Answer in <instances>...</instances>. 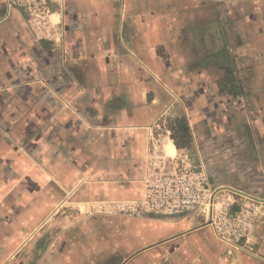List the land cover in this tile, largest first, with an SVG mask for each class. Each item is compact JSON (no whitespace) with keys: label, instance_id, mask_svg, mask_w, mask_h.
<instances>
[{"label":"crops","instance_id":"crops-1","mask_svg":"<svg viewBox=\"0 0 264 264\" xmlns=\"http://www.w3.org/2000/svg\"><path fill=\"white\" fill-rule=\"evenodd\" d=\"M55 11L59 43L0 0V264H264V219L230 244L198 213L108 208L144 197L159 132L222 192L264 204V0Z\"/></svg>","mask_w":264,"mask_h":264},{"label":"built area","instance_id":"built-area-1","mask_svg":"<svg viewBox=\"0 0 264 264\" xmlns=\"http://www.w3.org/2000/svg\"><path fill=\"white\" fill-rule=\"evenodd\" d=\"M23 8L33 31L43 39L59 43L64 37L61 21H55V6L64 0H6ZM166 136L161 132L152 137L146 158L145 195L140 200L117 202L110 212L134 216L202 215L215 234L224 242L240 244L251 239L264 219L262 200L233 189L211 183L207 172L197 168L165 149Z\"/></svg>","mask_w":264,"mask_h":264},{"label":"rangeland","instance_id":"rangeland-1","mask_svg":"<svg viewBox=\"0 0 264 264\" xmlns=\"http://www.w3.org/2000/svg\"><path fill=\"white\" fill-rule=\"evenodd\" d=\"M169 154H171V155L174 156V155H175V152H174V153L169 152ZM129 201H130V200H129ZM117 202H120V201H112V202H110V204H109L110 206H109L108 204H107V205H108L109 207H111V206L114 207V205H115ZM105 206H106V205H105ZM111 214H112V215H118L116 212H112Z\"/></svg>","mask_w":264,"mask_h":264}]
</instances>
